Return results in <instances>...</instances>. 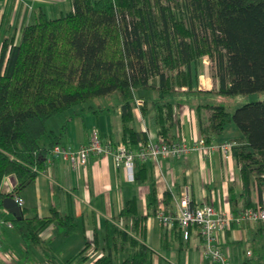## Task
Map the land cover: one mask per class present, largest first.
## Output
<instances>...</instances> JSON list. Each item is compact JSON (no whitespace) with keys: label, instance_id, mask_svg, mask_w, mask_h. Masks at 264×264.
Returning a JSON list of instances; mask_svg holds the SVG:
<instances>
[{"label":"trees","instance_id":"16d2710c","mask_svg":"<svg viewBox=\"0 0 264 264\" xmlns=\"http://www.w3.org/2000/svg\"><path fill=\"white\" fill-rule=\"evenodd\" d=\"M70 1V12L50 19L41 11L18 45L7 39L1 48L0 188L15 175L14 195L46 169L51 151L61 145L67 124L56 133L48 130V122L71 111L96 112L91 106L96 99H112L113 109L121 108L122 140L135 150L150 142L147 132L133 126L137 92L159 93L152 102V124L168 144L181 141L173 132L175 105L168 99L178 96L177 88H187L188 95L227 98L264 92V0ZM204 57L215 63L216 91L195 89L194 67ZM144 101L143 113L149 103ZM203 108L211 113L208 125L198 118L207 145L232 125L239 131L240 137L231 142L237 144L234 158L241 167L243 195L250 196L254 186L261 197L258 206L264 207V101L234 112L212 103L196 109ZM148 163L137 162L138 183L147 177ZM4 199L0 193V219L7 214ZM233 202L236 205L237 199ZM161 206L153 187L148 207L156 216ZM258 206L249 203L245 210ZM136 207L133 200L120 215L131 218V226H114L104 240L96 234L94 243L87 242L77 257L87 261L86 251L95 244L104 255L93 264H153L154 252L143 243L146 235L140 226L150 215L141 217ZM12 221L21 239L32 245H39L41 234L52 225L67 236L78 230L74 218L55 209L50 217ZM173 231L175 236L182 232L177 226ZM166 240L164 236L162 242ZM242 264H264V252L255 251Z\"/></svg>","mask_w":264,"mask_h":264},{"label":"crops","instance_id":"0c3cea01","mask_svg":"<svg viewBox=\"0 0 264 264\" xmlns=\"http://www.w3.org/2000/svg\"><path fill=\"white\" fill-rule=\"evenodd\" d=\"M54 8L57 14L52 13ZM71 10L70 0H0V53L7 39H14L17 45L20 43L24 29L38 21L41 11L50 19H56ZM138 93L144 98L136 100H148L149 103L144 113L141 108L134 107L133 126L138 131L147 132L151 142L161 144L157 129L152 124L155 115L152 102L160 95L155 91ZM168 99L175 105V136L181 141L190 142L202 137L198 118L208 125L211 116L206 114L208 110L203 108L197 111V107L187 104L188 100L180 96H170ZM113 106L112 103L108 104L106 108L95 109L96 112L65 113L64 124L48 130L60 133L67 124L61 145L78 149L89 144L92 131L96 128L103 144L115 146L123 142V128L121 108L113 109ZM109 107L112 109L108 111ZM238 137L239 131L229 127L225 134L211 137L208 148L212 149L208 155L194 152L185 158H161L158 162H149L148 174L142 183L127 181L123 169L117 168L111 155L92 156L84 169H73L64 159L54 160L33 182L17 193L25 202L22 217L46 218L55 209L63 217L74 218L78 230L67 236L61 227L52 225L41 234L42 242L39 245L26 244L16 229L4 230L3 250L11 251L16 260L13 263L0 261V264H93L96 258H88L85 254L87 261H82L77 256L85 249L87 242L94 243L96 234L104 240L108 232L112 233L114 226H131V218H120V215L133 200L138 215H150L140 226L146 235L143 243L154 252L153 264H211L204 255L205 240L199 230L191 228L187 240L182 232L178 236L174 235V231L167 232L154 216V209L148 207V196L155 187L162 204L160 209L167 212L174 211L185 195L193 205L212 204L217 210L230 212L235 208L238 214L249 203L258 206L261 197L254 186L251 187L250 196L243 195L241 167L234 156L226 159L216 147ZM1 189L2 186L0 192ZM234 198L237 199L236 205ZM3 209L7 212L5 219H16L5 207ZM81 231V242H71V238ZM164 236L166 242H162ZM218 242L231 264H242L249 251L252 255L255 251L264 252V224H234L231 229L219 234ZM76 247L81 250L79 254L73 253ZM93 247L96 249L95 244ZM98 253L104 255L101 250Z\"/></svg>","mask_w":264,"mask_h":264},{"label":"built area","instance_id":"2783aa9c","mask_svg":"<svg viewBox=\"0 0 264 264\" xmlns=\"http://www.w3.org/2000/svg\"><path fill=\"white\" fill-rule=\"evenodd\" d=\"M186 90V88H183ZM136 108L144 106L142 100H136ZM237 146L234 142H224L217 147L226 159H232L234 156V148ZM203 137L193 141H180L174 144L162 142L161 144L149 142L147 145H140L135 150H129L123 142L117 145L103 144L99 132L96 128L92 131L89 144L83 145L78 149L66 146H56L51 151V158L48 164L56 159H64L73 169H84L88 166L92 156L111 155L114 157L117 168H122L126 180L135 182V172L137 162H158L161 158L180 159L197 152L208 155L209 150ZM17 205L22 209L25 205L24 199L18 194L14 195ZM156 217L160 220L161 225L167 232L177 226L181 229L184 239L187 240L189 230L197 228L205 240L204 255L210 259L211 264H231L220 247L218 242L219 234L232 228L234 224H264V207L260 206L256 209L242 210L238 216L230 211L217 210L212 204L193 205L190 198L185 195L179 201L175 210L167 212L160 210ZM14 229V223L9 219H0V261L13 263L16 260L15 255L11 251L3 250L2 236L4 230ZM248 257L252 256L249 251ZM88 258H99L102 255L96 249L89 248L86 252Z\"/></svg>","mask_w":264,"mask_h":264},{"label":"rangeland","instance_id":"374dc122","mask_svg":"<svg viewBox=\"0 0 264 264\" xmlns=\"http://www.w3.org/2000/svg\"><path fill=\"white\" fill-rule=\"evenodd\" d=\"M55 12V8L52 11V13ZM57 14V13H56ZM197 71L198 77L196 81V90H203V91H216L218 90L219 82L216 79V69H215V63L212 61L209 57H204L199 62H197V65L194 67ZM186 90L177 88L176 94L178 96L184 98L187 101V104L197 107L201 106L207 103H212L216 105H224L228 108L230 112H234L237 108L253 102V101H264V92H258L254 94H247V95H238L234 98H227L222 96H212V95H188ZM152 94V93H151ZM141 93L137 92V97L141 98ZM177 96V97H178ZM189 102V103H188ZM112 103V99H96L91 103V106H93L95 109L99 108H106L108 104ZM211 114L209 111L206 112V114ZM208 114V115H209ZM64 115H60L57 117H54L51 119L50 123L47 125L49 129H52L53 127H61L64 124ZM206 124V122H205ZM52 127V128H51ZM230 128H236L234 125L230 126ZM227 134V133H226ZM79 224L82 227V221L79 220ZM78 236V237H77ZM83 238V232L79 233L78 235H75L71 238V242H74L77 240V242H81V239ZM81 250H78V247L73 249V253L79 254Z\"/></svg>","mask_w":264,"mask_h":264},{"label":"water","instance_id":"95a60500","mask_svg":"<svg viewBox=\"0 0 264 264\" xmlns=\"http://www.w3.org/2000/svg\"><path fill=\"white\" fill-rule=\"evenodd\" d=\"M18 186V180L15 175H11L3 182L1 194L5 197L3 207H5L17 220L22 218V209L17 205L14 199V191Z\"/></svg>","mask_w":264,"mask_h":264}]
</instances>
